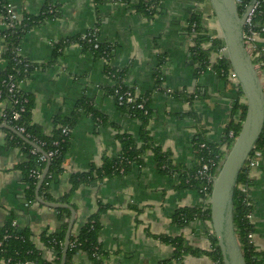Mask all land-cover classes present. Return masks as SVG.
Listing matches in <instances>:
<instances>
[{
  "label": "crops",
  "instance_id": "1",
  "mask_svg": "<svg viewBox=\"0 0 264 264\" xmlns=\"http://www.w3.org/2000/svg\"><path fill=\"white\" fill-rule=\"evenodd\" d=\"M9 2L21 16L41 17L22 33L19 42L21 56L33 64L20 83V89L33 99L32 122L50 135L58 127L57 119L71 116L80 100H86L101 116L79 109L69 131L63 170L49 182L48 193L55 202L69 191L70 173L99 168L103 157L120 154L119 133L139 139L140 123L119 108L107 67L121 71L126 88L147 96L153 145L169 151L173 165L188 171L194 167L200 133L214 143H223L235 100L244 99L226 75L211 67L200 68L192 59L194 42L187 22L194 9L203 12L205 25L218 35L207 0H160L151 17L137 12V0ZM47 10L52 14L47 16ZM3 27L0 15V30ZM91 31L98 42L108 45L107 61L77 41ZM58 41L66 43L59 53L55 51ZM2 45L0 40V55ZM4 63L0 56V67ZM176 92L194 96L188 102ZM6 106L0 101V114ZM5 129L0 127V225L11 212L16 214L15 222L30 227L34 243L50 260L51 251L38 235L44 228L54 231L62 219L54 208L25 199L26 180L17 168L23 154L17 144L8 143L11 138ZM250 176L253 244L257 251H264V155L252 166ZM178 179V171L177 175L161 171L153 153L147 151L141 164L131 165L124 174L81 184L66 203L75 210L71 232H76L99 204L104 205L98 233L103 254L96 261L86 253H77L73 264H212L200 253L174 257L173 246L165 239L182 236L190 249L208 250L210 246L206 231L210 226L201 219L182 226L173 221L177 209L205 203L197 190L179 186Z\"/></svg>",
  "mask_w": 264,
  "mask_h": 264
},
{
  "label": "trees",
  "instance_id": "2",
  "mask_svg": "<svg viewBox=\"0 0 264 264\" xmlns=\"http://www.w3.org/2000/svg\"><path fill=\"white\" fill-rule=\"evenodd\" d=\"M250 0H236L237 10L239 14L244 10L246 5ZM9 0H0V15L2 18L5 15L4 5L7 4ZM208 2V0H207ZM159 0H137L136 10L140 14L151 17L158 11ZM45 14L48 16L49 11L47 10ZM253 22L255 28L264 27V0H258L257 6L253 13ZM41 21V17L31 16L24 13L22 19L15 27H3L0 30V40L2 41V46L4 47L1 58L4 60V65L0 67V101H5L7 106L4 108L6 112V117L0 118V123L7 124L13 128L22 126L23 131L20 133L26 137L29 141L35 143L40 149H36L28 142L21 139L17 134L9 129H5L8 136V143L17 144L23 154V161L17 165L25 177L26 180V191L25 199L27 201L35 200V189L37 181L34 177L30 175L32 170H37L40 173L44 170L47 160H49V168L43 182L39 188V196H41L45 201H55L49 193V182L53 175H57L62 172L63 165L65 162V153L68 147V137L62 133V128L66 126L71 128L73 123L78 117L79 109H84L85 112L91 113L96 118L101 116L96 113L92 107L88 104L86 100H80L77 103L76 109L73 111L71 116L64 119L58 118L57 125L50 135H46L41 127L32 122V106L33 99L31 96L24 93L21 89L19 90V103L13 104L12 107L9 106V101H11L10 94L7 91V83L9 82V75H11L12 80H24L33 69V64H31L27 59L20 60L14 55V50L19 46L20 38L22 33L28 29L30 26ZM187 31L191 34L194 45L191 48L192 59L194 62L198 63L200 68L211 67L215 69L222 75H226L231 70L229 59L226 56L221 58H216L215 61L210 62V56L212 53L218 52L222 47L221 38L214 32H210L204 22L203 12L200 9H194L188 18ZM90 34L94 32H88ZM264 36V31L262 32ZM77 41L91 50L98 57L103 58V56L109 57L110 49L108 45L98 42V48H93L92 43H89L86 38L82 39L81 36L76 38ZM208 43L207 47L203 44ZM66 45L62 41L55 43V51L57 53ZM108 59V58H107ZM23 61H28L30 65L24 70ZM253 63L256 59L252 60ZM108 73H112L115 76L112 77L114 84L111 87V92L113 93L114 87L121 80V71H116L114 68L107 67ZM121 84L126 88L121 80ZM128 89V88H127ZM236 93L242 96L239 84H235ZM263 91H264V80H263ZM184 100L191 102L194 93L180 92L175 93ZM147 96L139 95L137 101L145 100V109L147 112L144 113L142 109L131 107L130 105H119V108L126 114L135 119L140 123L139 129V139L135 140L128 134L119 133L117 135L118 140L121 145V152L115 158L103 157L102 164L99 168H90L87 171H77L69 174L68 180L70 184L69 191L57 199L61 203H69L70 198L76 189L85 183H91L94 181L102 180L105 177H113L117 175L124 174L128 168L133 164H141L142 156L145 152L151 151L156 158L158 168L165 172L177 175L179 186L185 188H192L197 190L204 201L208 200L210 196L211 185L208 186L207 192L202 190L203 182L195 177L196 164L194 161V167L188 170H182L176 165L172 164L171 153L167 150H162L158 146H154L150 131L148 129V122L150 118V110L148 108V98ZM20 110L19 119L16 121L9 120V115L13 110ZM246 105L244 102L239 101V98L235 100L232 108V116L227 122L224 129V140L222 144H226V150L221 151L220 147L222 144L214 143L208 140L202 133L199 134V138L196 141V156L201 154V149L199 148L200 142H206L210 144L213 148L214 153H219V159L224 160L226 153L228 152L232 142L237 136L241 122L245 115ZM190 115H194L192 111H189ZM237 116V119L235 117ZM232 135L229 136V132ZM56 150V153L49 159L41 160V156H45L49 151ZM259 155H256V154ZM264 155V124L261 133L256 141L254 148L250 151L247 159L245 160L241 170L239 171L237 183L234 188L233 193V224L235 234L244 256L246 264H264V251H257L253 244L247 237L249 232L254 233V224L252 218L248 217V214H252L251 200L248 197V191L253 185V179L250 176V170L252 168L251 163L258 160ZM123 168L122 172H119L120 168ZM218 172V171H217ZM241 187H244L246 191H242ZM106 209L104 205L99 204L97 211L92 213L85 222L78 228L76 232H71L69 237V242L66 250V257L64 264H73L72 258L77 253H86L92 259L99 261L102 258V250L98 244V233L100 230L99 218L102 212ZM62 222L60 226L54 231H49L48 228H44L38 235L40 242L46 247V249L51 251L52 258L47 260L43 257L42 251L36 246L33 241V232L28 225H20L16 223V214L11 212L5 222L0 225V241L2 245L0 246V264H15L17 262L22 263H33V264H60L63 241L68 226V220L70 216V211L68 208H56L55 209ZM201 219L205 224L211 227L210 221V208L209 204L205 202L200 207H182L175 211L173 215V221L179 226L187 224L190 220ZM15 222L16 224H13ZM208 232V238L210 241V246L208 250L200 249H190L187 247L185 240L182 236L166 237L165 239L170 242L173 246L174 257H180L185 253L192 254H205L211 260L217 262V264H223L222 257L219 251V247L216 243L215 236L212 232ZM7 236L6 238H4ZM4 260L2 263L1 261Z\"/></svg>",
  "mask_w": 264,
  "mask_h": 264
},
{
  "label": "water",
  "instance_id": "3",
  "mask_svg": "<svg viewBox=\"0 0 264 264\" xmlns=\"http://www.w3.org/2000/svg\"><path fill=\"white\" fill-rule=\"evenodd\" d=\"M258 0H250L239 14L236 0H208L218 27V36L225 47V56L229 59L233 72L246 105L245 115L240 130L232 142L224 160L214 177L208 204L210 221L223 264H246L241 252L233 224V193L241 170L250 151L254 148L264 124V91L252 59L244 43L245 21ZM17 134L36 149H41L29 141L15 128L0 124ZM49 168V160L42 171L35 189V200L51 208H68L70 216L66 229L60 264H64L67 245L75 220L74 208L66 203L45 201L39 196V188ZM33 264V263H28Z\"/></svg>",
  "mask_w": 264,
  "mask_h": 264
},
{
  "label": "built area",
  "instance_id": "4",
  "mask_svg": "<svg viewBox=\"0 0 264 264\" xmlns=\"http://www.w3.org/2000/svg\"><path fill=\"white\" fill-rule=\"evenodd\" d=\"M160 1V0H159ZM257 6V2L255 3L252 11L248 15L245 21V26H244V43L246 50L248 51L251 59H256V62L253 63L254 67L256 69V72L258 73L259 77L261 78L262 82L264 80V36H262V32L264 31V27L260 28H255V24L253 22V13L254 10ZM5 8V15L3 17L4 21V27H15L17 24L22 19V16L17 13V11L14 9L13 5L8 2L7 4L4 5ZM212 14V12H211ZM213 15V14H212ZM89 33H85L81 35V38L84 39L86 38L89 43H92L93 48H98V41L96 39L95 33H91L89 37H87ZM14 55L18 57V59L23 60V58L20 54V49L19 46L16 47V49L13 51ZM222 56H225V47L222 45L220 50L218 52L212 53L210 56V62L215 61L216 58H221ZM108 55L103 56L102 59L107 61ZM30 63L28 61H23V66L25 67L24 70L28 68ZM111 76H115L114 73L111 74ZM9 82L7 83V91L10 94V97L12 98L11 101H9V106L12 107L13 104L19 103L20 97H19V90H20V83L22 80L16 81L12 80V76L9 75ZM227 77L234 83L238 84L233 72L230 70L229 73L227 74ZM166 91H169V89H166ZM113 97L115 98L116 102L118 105H130L131 107H136L139 109H142L144 113L147 112V109H145V100L137 101V98L139 95H136L133 91L130 89L124 88L121 84V80L116 86L114 87ZM20 110H23V108H19V110H13L12 113L9 115V120L16 121L19 119L20 116ZM6 117V112L5 109L2 110L0 114V118ZM15 129L18 132L23 131V127H15ZM62 133L64 135H67L70 131L69 128L64 126L62 128ZM232 135V132H229V136ZM199 148L201 149V154H199L197 157H195V164L197 166L196 171H195V177L199 178L203 182V187L202 190L207 192L208 186L212 184V181L214 177L217 174V171L219 170L223 160H220L219 153H214L213 148L210 146V144L206 142H200L199 143ZM221 151H225V147H220ZM56 153V150L49 151L45 156H41V160L49 159L51 156H53ZM256 155H259L258 153ZM258 160L255 162H252L251 165L253 166L254 164L257 163ZM123 168L121 167L119 169V172H122ZM30 175L34 177L36 180L39 179L41 173L37 170H32ZM242 191H246L244 187H241ZM248 197H249V191H248ZM209 199V198H208ZM206 200L205 202H207ZM30 202V201H29ZM208 203V202H207ZM249 218H252V214H248ZM13 224H16L13 222ZM209 232H212V228L210 227ZM5 236L4 238H6ZM247 237L249 238L250 241H253L254 233L251 231L248 233ZM2 245V241H0V246ZM212 264H217L216 261L211 260ZM2 263L4 260L1 261ZM15 264H28L27 262L22 263V262H17Z\"/></svg>",
  "mask_w": 264,
  "mask_h": 264
}]
</instances>
